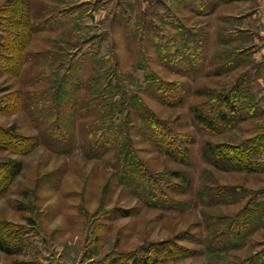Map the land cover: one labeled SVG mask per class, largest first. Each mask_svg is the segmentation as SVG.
Returning a JSON list of instances; mask_svg holds the SVG:
<instances>
[{
	"label": "rangeland",
	"instance_id": "374dc122",
	"mask_svg": "<svg viewBox=\"0 0 264 264\" xmlns=\"http://www.w3.org/2000/svg\"><path fill=\"white\" fill-rule=\"evenodd\" d=\"M18 1L27 6L29 36L18 75L0 61V145L12 148L5 130L37 141L24 154L0 149V160L21 162L0 194V237L18 253L0 250V264H130L137 256L153 264H257L264 253V207L258 219L244 214L264 204V162L253 172L223 170L204 159L203 148L207 142L240 144L264 130V0ZM0 4L7 7L5 0ZM17 47L0 54L12 59ZM174 47L187 48L183 59L172 54ZM87 52L95 59L108 54L113 87L142 95L159 117L189 133L184 164L155 151L150 131L144 128L142 136L133 125L141 119L127 124L141 162L150 171H180L183 182L173 179L179 189L161 196L144 187L135 192L129 180L120 181L129 176L109 164L113 151L88 155L84 133L90 113L83 107L88 62L81 59ZM66 68L58 84L55 78ZM148 71L180 83L170 104L145 90ZM253 72L261 81L243 82ZM237 78L260 104L258 115L206 129L193 110H207L209 93ZM41 91L58 93L63 141L41 132L51 121L44 115L53 99L34 102ZM225 186H240L244 193L234 190L229 198L230 192L219 190Z\"/></svg>",
	"mask_w": 264,
	"mask_h": 264
},
{
	"label": "trees",
	"instance_id": "16d2710c",
	"mask_svg": "<svg viewBox=\"0 0 264 264\" xmlns=\"http://www.w3.org/2000/svg\"><path fill=\"white\" fill-rule=\"evenodd\" d=\"M220 1L229 3L246 0ZM5 4L7 7L0 4V50L2 49V51H4L3 49L6 48L8 51L14 49L16 46L18 47L12 59L9 54H0V61L3 67H6V65L13 66L16 71L15 75H18L21 65L23 64L22 51L25 48L24 45L28 42L29 36L27 6L25 2L18 0H5ZM66 15L69 14H62L63 17H60H69L70 21L75 19ZM57 21L58 19L56 18L52 21V24ZM198 37L201 38L198 40L201 42L202 37ZM76 47L79 46L76 45ZM184 50L186 51L187 48L185 47ZM184 50L180 51L174 47L172 54L175 57L183 59L184 57L181 55ZM81 55V59H85L88 62L86 64L88 69L85 70L87 73L86 78L83 80L86 99L83 107L85 108L84 111L90 113L86 115L90 118L86 122V127L84 126L86 128L84 134L87 142L86 147L89 151L88 155L90 157L100 158L110 150L113 151L114 158L109 160V164L112 165L120 175L125 172L129 176V179H126V175H121L120 181L123 183L129 180L128 185L132 186L135 192H140L141 188L144 187L145 191L157 192V194L161 196L164 192L179 189V182L173 181V179L183 182L184 179L180 171H150L148 167L141 162L135 142L132 138H129V127H127V124L129 121L135 123L132 118L135 119V117H137L141 119L142 122L139 125L136 126L132 124L143 134L142 136L147 134V131H150V133L147 134L148 136H146L155 151L157 153L166 154L170 159L184 164L189 160V145L192 143V138H190L189 133L181 132L177 129L173 121H168L167 119L159 117L157 113L145 103L142 95L135 96L133 95L134 93L130 91L126 92L120 87H113L112 81L116 77L114 71L112 72V70H110L112 73H109V67L106 68L107 59L109 57L108 54L99 59H95V54H93V52H87ZM231 61L232 59L230 58L223 65L229 68L232 64ZM60 64L63 65L67 63L61 62ZM67 70L68 68L63 69L61 71L62 76H57V78H55L58 84L60 82L62 83V77L65 78V71ZM181 71L186 72L189 70L181 68ZM148 72V86L145 90L150 91V96L151 91H153L155 93H152L153 97L156 98V96H158L156 99L160 100L161 103L170 104L171 101H173L172 93L177 90L180 83L168 82L154 73ZM243 77L246 78L243 79V82L247 81L248 78L251 84L255 76H248L246 74L245 76L243 75ZM238 78L234 80L235 82H233V84L221 86L209 93V99L205 102L209 105L207 110H200L202 106H197V108L193 110L194 118L206 129H216L218 122L228 126L242 122L248 118L253 119L258 115L260 104L257 100H254L255 98L251 96L248 89L244 88L243 82H239ZM120 80L121 79L118 78V82ZM56 94L58 93L48 94V91H41V93H35V97L33 98L34 102L37 101V103L40 104L41 99L53 96L50 103L51 105H49L47 109L48 115H44L47 119H51V124L49 123L41 130L42 133L49 136L48 138L50 140H54L53 142L57 140L63 141L62 136L65 135L61 133L60 128L62 124L61 121L59 122L60 119L56 112L58 100ZM179 98L181 97L176 96V101H179ZM31 107L30 104L29 108ZM27 111L29 110L27 109ZM124 112H126L125 115ZM40 119L41 118H39V120ZM4 132L11 138V140L5 143L10 144L12 148L4 144L3 146L0 145V149L11 150V153L14 154L27 153L35 146L37 141L36 136L14 135L10 130H5ZM203 157L207 162L223 170L257 171L260 169L258 162H264V130L260 134L248 138L244 142H240V144L207 142L203 148ZM20 169L21 162L19 159L6 158L0 160V194L5 190L11 179L18 174ZM214 189H209V192L214 191ZM219 190L230 192L227 194L229 198L236 193L233 192L234 190H239L242 194L244 193V189L240 186H225L224 188H219ZM263 207L264 204L262 203L257 205V207L251 209L248 214H244V217L251 219L262 217L261 211ZM238 218L239 216L237 215L236 219ZM237 225H239V223ZM237 229L238 231L234 233L235 236L240 235L239 227ZM0 250L7 254L18 253V250L10 249L1 237ZM153 262L154 261H149V259L139 260L137 256L132 259L130 264H153ZM256 263L264 264V253L262 255L261 252Z\"/></svg>",
	"mask_w": 264,
	"mask_h": 264
},
{
	"label": "crops",
	"instance_id": "0c3cea01",
	"mask_svg": "<svg viewBox=\"0 0 264 264\" xmlns=\"http://www.w3.org/2000/svg\"><path fill=\"white\" fill-rule=\"evenodd\" d=\"M253 12H254V10H253ZM256 13H257V12H255V14H256ZM256 15H257V14H256ZM253 48H254V47H253ZM248 49H249L248 47L245 48L246 51H247ZM256 49H257V48L253 49L252 52L254 53V52L256 51ZM253 53H252V55H253ZM261 57H262V56H261ZM263 57H264V56H263ZM256 65H258V64H256ZM253 73H254V72H253ZM253 73H252V75L255 76V77H253V78H254V79H253L254 82L257 81V80L262 79V78H260L261 76L259 75V73H257V72H255L254 74H253ZM260 81H261V80H260ZM254 82H253V83H254ZM263 84H264V78H263Z\"/></svg>",
	"mask_w": 264,
	"mask_h": 264
}]
</instances>
